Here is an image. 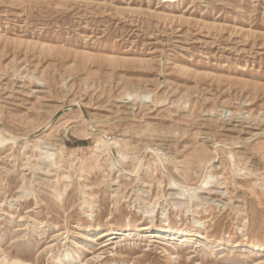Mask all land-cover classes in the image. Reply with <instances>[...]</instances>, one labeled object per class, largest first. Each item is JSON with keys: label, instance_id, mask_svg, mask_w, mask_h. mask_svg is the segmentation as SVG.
I'll return each instance as SVG.
<instances>
[{"label": "rangeland", "instance_id": "374dc122", "mask_svg": "<svg viewBox=\"0 0 264 264\" xmlns=\"http://www.w3.org/2000/svg\"><path fill=\"white\" fill-rule=\"evenodd\" d=\"M0 264H264V0H0Z\"/></svg>", "mask_w": 264, "mask_h": 264}, {"label": "bare ground", "instance_id": "6f19581e", "mask_svg": "<svg viewBox=\"0 0 264 264\" xmlns=\"http://www.w3.org/2000/svg\"><path fill=\"white\" fill-rule=\"evenodd\" d=\"M230 157H232V155H230ZM139 161V160H138ZM137 164V163H136ZM136 166V165H135ZM135 169V168H134ZM134 171V170H133ZM205 184H207V182H205ZM210 187V185H208V186H203V187H201V188H209ZM179 188V187H178ZM176 193L177 194H179L180 196H182V195H185V194H187V189H179L178 191H176ZM196 193V191H194V192H192V193H190L189 194V198H191V197H193L194 196V194ZM188 195V194H187ZM196 198H203L202 196L200 197V196H196ZM114 234H115V236H117V235H133V227H129L128 229L126 228V229H121V228H118V229H115L114 230Z\"/></svg>", "mask_w": 264, "mask_h": 264}]
</instances>
